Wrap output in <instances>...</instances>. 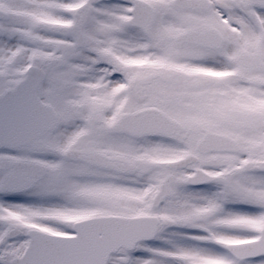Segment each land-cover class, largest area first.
I'll return each mask as SVG.
<instances>
[{
  "label": "snow or ice",
  "instance_id": "obj_1",
  "mask_svg": "<svg viewBox=\"0 0 264 264\" xmlns=\"http://www.w3.org/2000/svg\"><path fill=\"white\" fill-rule=\"evenodd\" d=\"M0 264H264V0H0Z\"/></svg>",
  "mask_w": 264,
  "mask_h": 264
}]
</instances>
